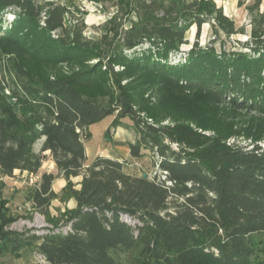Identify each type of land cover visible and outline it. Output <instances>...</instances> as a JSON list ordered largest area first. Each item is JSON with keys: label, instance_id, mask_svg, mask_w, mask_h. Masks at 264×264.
I'll list each match as a JSON object with an SVG mask.
<instances>
[{"label": "trees", "instance_id": "1", "mask_svg": "<svg viewBox=\"0 0 264 264\" xmlns=\"http://www.w3.org/2000/svg\"><path fill=\"white\" fill-rule=\"evenodd\" d=\"M261 3L249 6V51H217L216 37L206 46L193 44L186 61L173 64L171 55L187 43L194 24L200 34L202 25L211 23L217 36L244 29L213 0H127V13L136 12L137 20L111 50L101 52L79 29L67 26L66 6L0 0V172L37 174L50 151L67 181L57 193V176L42 175L32 201L51 226L41 231L8 229L17 219L2 201L0 256L20 257L21 249L35 244L45 260L38 264H264V150L228 144L219 134L231 112L250 116L251 128L264 127ZM7 10L15 16L9 23L3 19ZM61 30L53 38L52 32ZM90 58L99 61L85 65ZM64 61L80 67L48 76L30 66ZM108 74L118 95L112 92L104 102L90 91ZM123 78L131 80L124 85ZM172 90L206 96L221 110L224 116L208 126L214 135L140 116L139 97L149 91L163 98ZM109 116H115V127L121 118L134 122L140 138L129 142L131 156L152 152L156 175L130 174L128 161L104 155L87 164L82 134ZM78 176L82 180L76 183ZM56 199H74L77 206L55 218L49 208Z\"/></svg>", "mask_w": 264, "mask_h": 264}, {"label": "rangeland", "instance_id": "2", "mask_svg": "<svg viewBox=\"0 0 264 264\" xmlns=\"http://www.w3.org/2000/svg\"><path fill=\"white\" fill-rule=\"evenodd\" d=\"M216 5L222 8L223 13L235 21L237 29H242L244 32L236 33L232 36H227L222 31L218 36L211 23L206 22L202 25L200 34H198V26L192 25L186 33L187 43L183 44L180 49L171 55L170 61L173 64L184 63L192 45L197 43L200 46H206L216 38L215 47L217 51L226 49L227 51H249L245 46L247 40L250 38L252 29V12L249 6L253 5L256 0H213ZM37 3L47 7L51 5H63L69 9L66 16V23L72 29H79L82 37L85 40L91 41L94 46L101 48V52L108 49L111 50L112 44L119 41L120 33L126 30L132 20H137L136 12L127 13V0H36ZM264 10V0L260 5V12ZM14 14L10 11L3 13V19L10 22L14 18ZM7 19V20H6ZM45 17H43L41 24H44ZM118 31V35H117ZM63 31H53V38H58ZM148 44L137 47L146 48ZM131 54L132 50H126V53ZM99 58H90L85 60V65L93 66L97 64ZM107 57L103 60L102 70L106 69ZM33 70L41 75L56 76L60 73H66L72 69H78L80 64L68 63L66 61L59 64L49 65L46 63L30 62ZM115 71L123 70L121 65H114ZM111 74H108L102 84L90 91V94L97 97L104 102H110V93H118L115 88L110 87ZM131 79L123 78L122 83L128 84ZM139 114L142 118L150 123L157 122L161 124H175L186 123L206 133L207 135H214L215 132L208 129L212 118H217L221 110H217L210 99L203 95H198L188 91L172 90L167 93L165 97L151 94L149 91L143 97L138 98ZM231 111V110H230ZM225 114V112H223ZM156 116L152 118L151 116ZM222 117L224 115H221ZM115 116H109L93 124L94 132L91 140H94L95 145H98L103 150L117 151L129 145V142L135 143L140 134L137 132L134 122L129 118H121L122 125L113 126ZM250 116L240 114L239 112H231L228 117L229 122L219 134L225 138L226 142L231 145L253 148L259 146L264 150V127H249L248 122ZM232 126V127H230ZM91 136L87 132H83L82 139L90 140ZM177 148L176 144H172ZM41 147V142L35 146L38 151ZM51 156L47 155L43 161V165L37 174H25L18 172L17 176L11 179L0 172V204L6 201V207L9 209V215L14 216L17 220L13 222L8 229H13L19 232L23 231H41L48 224H50L47 216L41 210L35 207L32 201L33 193L36 187L39 186L44 172L55 173L57 178L58 170L56 165L52 163ZM128 170L132 173L148 174L149 178L159 172L154 163L153 153L146 152V158L142 159L139 164H133V160L128 165ZM55 167V168H54ZM136 172H133V169ZM81 178V177H80ZM6 181H8L6 183ZM12 181V184H9ZM77 181V180H75ZM16 183V184H15ZM77 188L80 185L76 186ZM62 191V190H61ZM61 191L57 193H61ZM70 201V200H69ZM69 201L63 202L56 199L52 202L49 211L52 217H59L67 209L70 208ZM20 257H15L13 254H5L0 256V264H38L37 247H25L21 249Z\"/></svg>", "mask_w": 264, "mask_h": 264}, {"label": "crops", "instance_id": "3", "mask_svg": "<svg viewBox=\"0 0 264 264\" xmlns=\"http://www.w3.org/2000/svg\"><path fill=\"white\" fill-rule=\"evenodd\" d=\"M85 132L89 133V135H93L92 133L94 132V129H92V125H90L89 127H87L85 129ZM93 136H91L90 140H83L84 143H85V146H86V152H87V164H90L92 162V160L98 156V155H104V156H110V157H113V158H118V159H125L126 161H128V164L125 165V170L126 172L130 173V174H133V175H139L137 172H136V169L134 168L133 172H136V173H132V170L129 171L128 170V165L131 163V160H133V164H139V162L146 158V155L143 156L142 158H133L131 156V153H130V148H129V145L128 147L125 146L123 147V150L122 149H118L117 151H109V150H103L101 147H99L98 145H95L94 143V140H91ZM46 155H49L51 156V152L50 151H46L45 152ZM52 158V156H51ZM53 160V159H52ZM52 163L54 164V166L56 165V163L54 162V160L52 161ZM55 168V167H54ZM57 168V167H56ZM58 170V169H57ZM20 172V173H23L22 176H25V174H30L28 171H20V170H16L14 172V175L13 176H9L11 179H13L15 176H17V173ZM45 173V172H44ZM43 173V174H44ZM50 173V172H48ZM52 173V172H51ZM55 174V173H53ZM58 175H59V170H58ZM140 175H144L143 173H141ZM81 177V178H80ZM77 180V181H75ZM82 180V176H78V177H75L73 178V181L76 182V183H79L80 181ZM8 181H6L7 183ZM13 182L10 181L9 184H12ZM16 184V183H15ZM67 184V181L65 178H63L62 176H59L58 178H56L54 180V183H53V189L56 191V192H59L63 189V187ZM80 185V184H78ZM81 187V186H80ZM78 187V188H80ZM69 204H70V208H75L77 206V202L76 200L74 199H71L69 201Z\"/></svg>", "mask_w": 264, "mask_h": 264}, {"label": "built area", "instance_id": "4", "mask_svg": "<svg viewBox=\"0 0 264 264\" xmlns=\"http://www.w3.org/2000/svg\"><path fill=\"white\" fill-rule=\"evenodd\" d=\"M48 226H51V224H48L46 227ZM37 258H38V261L45 263V260L40 255H37Z\"/></svg>", "mask_w": 264, "mask_h": 264}, {"label": "water", "instance_id": "5", "mask_svg": "<svg viewBox=\"0 0 264 264\" xmlns=\"http://www.w3.org/2000/svg\"><path fill=\"white\" fill-rule=\"evenodd\" d=\"M143 176H144V177H149L148 174H144Z\"/></svg>", "mask_w": 264, "mask_h": 264}]
</instances>
